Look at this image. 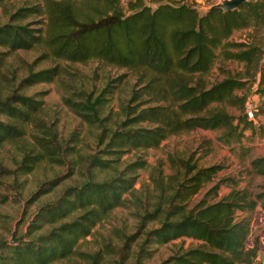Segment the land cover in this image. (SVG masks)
Returning a JSON list of instances; mask_svg holds the SVG:
<instances>
[{"label": "trees", "instance_id": "trees-1", "mask_svg": "<svg viewBox=\"0 0 264 264\" xmlns=\"http://www.w3.org/2000/svg\"><path fill=\"white\" fill-rule=\"evenodd\" d=\"M6 1L10 0H0V4ZM15 1L20 3L0 22V47L5 48L0 50V75L5 56L16 49H38L39 57L49 58L52 64L34 68V60L24 61V73L18 75L17 84H9L8 91L0 94V145L21 137L26 132L24 124L31 123L35 130L30 133L32 141L21 145L23 153L13 169L0 164V179L6 172L13 177L26 173L42 160L69 163L67 173L73 166L74 156L70 155L76 151V130L61 136L52 123L37 117L41 103L34 97L37 93L18 89L37 82L62 81V75L72 74L58 60L96 59L122 69L119 79L129 73L133 82L119 105L120 116H112L104 107L114 78L107 77L99 89L64 81L61 101L93 131L96 148L78 165L80 178L65 184L55 198L33 211L29 228L47 229L33 239L19 238L11 244L0 241V264H49L66 258L74 252L76 241L116 206H132L137 221L135 231L125 235L122 244H106V252H112V247L115 254L111 264H125V249L141 228L140 241L128 264H142L140 257L148 253L149 244L179 237L195 242L178 244L159 264H264L256 259V241L245 245L250 212L257 202L264 209V188L253 192L234 187L233 178L213 180L218 164L197 165L189 156L169 153L166 161L172 171L162 173L158 162L149 167L148 181L135 187V170L143 167L144 160L138 158L120 168L116 164L125 151L156 147L168 135L195 128L220 129L216 137L220 142L242 146L243 129L253 130L254 125L253 118L243 112L246 94H237L235 89L253 82L256 75L260 86L263 49L253 41L227 38L237 29L264 24V0H243L232 9L210 5L202 12L182 0H153L154 7L143 0H127L125 9L119 0ZM33 16L38 19H28ZM218 46L225 57L242 61L244 71L227 73L208 83L204 73ZM258 85L256 91L263 93L264 87ZM221 103L242 109V115H232ZM262 109L259 103L254 105V116ZM248 150L246 146L242 153ZM248 166V172L264 174V155L249 157ZM102 171L107 174L98 177ZM63 176L41 181L31 197L53 189ZM228 181L230 190L213 199L219 184ZM207 182L210 185L190 204ZM149 222L156 224L146 227ZM83 255L89 259L87 264H97L100 259L98 250Z\"/></svg>", "mask_w": 264, "mask_h": 264}, {"label": "rangeland", "instance_id": "rangeland-1", "mask_svg": "<svg viewBox=\"0 0 264 264\" xmlns=\"http://www.w3.org/2000/svg\"><path fill=\"white\" fill-rule=\"evenodd\" d=\"M127 0H119V5L125 9ZM145 4L154 7L156 2L153 0H143ZM173 1V0H161ZM175 1V0H174ZM193 4L198 12H202L208 6L220 2L221 0H182ZM19 1L10 0L0 4V22L7 19V12L11 11L13 7L19 4ZM28 19H38L36 17H29ZM34 25V24H32ZM42 25V24H41ZM227 41H253L261 46L262 57L260 64L264 71V24L260 23L257 27H248L237 29L233 31L227 38ZM228 49H233L232 46H227ZM221 46L215 48V57L207 72L204 73V79L210 83L220 79L227 73L239 75L244 71V64L233 58L225 57L222 54ZM0 47V50H4ZM38 49H16L9 51L5 56L4 63L1 65L3 76L0 75V94H5L8 91L9 84L16 85L17 77L24 73V61L31 62L34 60V68L51 65L52 61L49 58L39 57ZM58 62L71 71L72 74L62 75V81L53 80L50 82H37L18 89L26 94L37 93L35 98L41 100L40 108L36 112L39 119L46 123H52L57 132L61 136H68V134L75 131L77 140L75 142V153L72 160L73 166L70 172L67 173L69 163L53 164L47 161H40L30 171L17 174L6 172L3 173L0 179V241H5L8 244L11 237L25 238L26 240L33 239L35 234L42 232L44 227L32 231L28 223L30 222L33 211L42 202L52 200L57 196L60 189L68 183H73L80 178L78 173V165L83 164L82 159L85 154L92 152L96 148L93 141L92 130H88L84 123H81L78 117L70 111L61 101V94L65 92L64 81H69L71 85H82L87 88L95 87L101 88L105 81L109 78H114L111 84L112 92L107 95L106 106L104 110L109 109L112 116H120L118 114L119 105L126 99L129 93L130 84L133 78L129 73H125L120 79L117 75L123 73L122 69L104 65L96 59H89L86 62ZM14 73V74H13ZM6 77V79L4 78ZM258 75H256V78ZM256 78L253 82L247 83L242 89H235L237 94H246V100H249L256 105L259 103V93L256 91ZM119 79V80H118ZM259 86V85H258ZM259 87H264V78ZM225 110L234 116L242 115V109H238L234 105L220 104ZM254 129H243V136L241 138L242 146H230L223 144L216 137L220 133V129L206 130L195 128L188 131H183L176 134H171L162 139L156 147L130 149L121 154L116 164L118 168L129 161L141 158L144 160L143 167L137 168L136 181L134 186L139 187L141 183L148 181L147 174L149 167L161 162L160 169L162 173H170L171 167L166 161V154H172L177 157H190L197 165L218 164L213 176V180L218 177L233 178L236 180L234 187L247 188L251 191H257L264 188V175L249 174L247 169V161L253 153L250 152L264 148V122H260L257 117L252 119ZM26 132L23 133L16 141L3 142L0 145V164L4 169L11 170L15 167V162L18 161L23 153V145H28L31 138V131H35L31 123L23 125ZM251 131V132H250ZM253 131V132H252ZM22 145V146H21ZM248 146L247 153H242V149ZM242 155L241 156L239 155ZM256 155H260L259 153ZM70 160V161H71ZM73 160H75L73 162ZM69 161V162H70ZM63 173L64 176L60 182L48 192L31 197V192L34 191L39 183L43 180L51 179L53 176ZM67 173V174H66ZM107 172L102 171L98 177L105 176ZM211 182L205 183L197 193L190 199V204L198 198L206 187ZM231 188L230 182H222L218 186L217 196L225 194ZM133 207L116 206L112 208L109 213L90 229L89 234L80 237L74 244V252L66 258L54 260L49 264H87L89 259L83 253L91 254L93 251H99L97 264H111V259L115 257L112 247V252L107 253L109 246L106 245H120L122 244L125 235L133 233L136 229V217L133 215ZM240 214L236 212V216ZM249 231L245 238V245L251 246L256 241V259L264 262V209L260 207L257 202L249 214ZM156 222L146 223V227L154 226ZM141 231L138 230L136 234L129 241V246L125 249V264H128L137 249V243L141 238ZM21 240V239H20ZM19 241V239H18ZM195 240L189 237H179L172 241L161 244H149L147 247L148 253L145 256L141 255L140 262L142 264H159L164 258L171 254L178 244L186 246L194 243ZM107 249V250H106ZM115 249V248H114ZM262 255L260 258L259 255Z\"/></svg>", "mask_w": 264, "mask_h": 264}, {"label": "water", "instance_id": "water-1", "mask_svg": "<svg viewBox=\"0 0 264 264\" xmlns=\"http://www.w3.org/2000/svg\"><path fill=\"white\" fill-rule=\"evenodd\" d=\"M242 1L243 0H221L220 2H216V3L212 4V6L219 7L222 9H232V8H235L238 5H240ZM19 238H20V236H18L16 238L11 237L9 239V242L16 241ZM259 257L260 258L262 257L261 253H260Z\"/></svg>", "mask_w": 264, "mask_h": 264}, {"label": "crops", "instance_id": "crops-1", "mask_svg": "<svg viewBox=\"0 0 264 264\" xmlns=\"http://www.w3.org/2000/svg\"><path fill=\"white\" fill-rule=\"evenodd\" d=\"M259 95V104H260V106H261V108H264V92L263 93H260V94H258ZM255 117H257L259 120H260V122L262 123V122H264V109H262V111L260 112V113H258V114H256V116ZM254 125V124H253ZM251 132V131H250ZM264 133V132H263ZM250 152H252L253 153V156H250V157H254V156H259V155H256V154H260V155H264V148L262 149H259V151H255V150H253V151H251L250 150ZM247 166H248V161H247ZM248 168H249V166H248ZM250 175L251 174H253L252 172H248ZM258 175H264V174H258Z\"/></svg>", "mask_w": 264, "mask_h": 264}, {"label": "built area", "instance_id": "built-area-1", "mask_svg": "<svg viewBox=\"0 0 264 264\" xmlns=\"http://www.w3.org/2000/svg\"><path fill=\"white\" fill-rule=\"evenodd\" d=\"M243 112L247 118H254V105L251 101L246 100L243 107Z\"/></svg>", "mask_w": 264, "mask_h": 264}]
</instances>
